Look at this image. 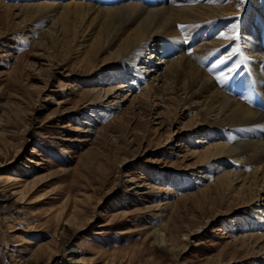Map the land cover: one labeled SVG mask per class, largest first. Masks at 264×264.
<instances>
[{
    "label": "rangeland",
    "instance_id": "obj_1",
    "mask_svg": "<svg viewBox=\"0 0 264 264\" xmlns=\"http://www.w3.org/2000/svg\"><path fill=\"white\" fill-rule=\"evenodd\" d=\"M0 9V264H264V240L249 239L264 234V201L244 209L236 194L216 195L229 163L198 160L211 145L195 112L168 113L164 92L139 100L135 84L109 91L124 83L97 76L112 72L105 56L41 44L25 14ZM144 61L137 68L165 89L158 56ZM230 68L215 72L256 82L244 64Z\"/></svg>",
    "mask_w": 264,
    "mask_h": 264
},
{
    "label": "bare ground",
    "instance_id": "obj_2",
    "mask_svg": "<svg viewBox=\"0 0 264 264\" xmlns=\"http://www.w3.org/2000/svg\"><path fill=\"white\" fill-rule=\"evenodd\" d=\"M95 1L100 3L15 0L14 6L0 2V8L6 14L12 9L25 14L41 44L62 41L69 56L79 48L86 50L90 61L95 54L105 56L112 72L97 76L124 83L109 91L123 87L132 91L138 86L139 100L153 103L164 92L163 99L170 104L168 113L174 108L195 112L197 127L204 130L211 145L208 153H197L198 160L212 158L218 165L228 162L232 170L213 182L216 195L230 191L236 194L231 200L245 205L244 209L264 201V44L260 41L264 38V0H240L243 4L237 10L223 6L226 0H155V5L121 0L118 7H111L109 1L95 6ZM257 6L263 7L259 13L251 11ZM232 21L236 27L226 29ZM184 31L193 32L186 45L180 40L189 35L182 36ZM201 40L209 42L198 45ZM154 55L164 67L166 88L161 91L149 82L152 70L137 68ZM240 63L256 82L242 81L238 74L231 83L225 81L229 74L215 72L221 66H231L233 71ZM234 83H241L242 88H231ZM244 87H249V93ZM238 184L241 188L235 191ZM160 237L163 247L165 240ZM249 239L264 240V234ZM72 254L70 250L66 255Z\"/></svg>",
    "mask_w": 264,
    "mask_h": 264
}]
</instances>
